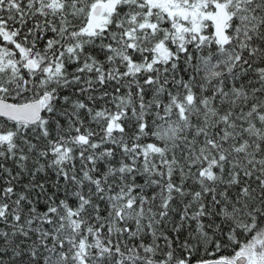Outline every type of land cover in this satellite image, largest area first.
Masks as SVG:
<instances>
[{"label": "snow or ice", "instance_id": "1", "mask_svg": "<svg viewBox=\"0 0 264 264\" xmlns=\"http://www.w3.org/2000/svg\"><path fill=\"white\" fill-rule=\"evenodd\" d=\"M0 264H264V0H0Z\"/></svg>", "mask_w": 264, "mask_h": 264}]
</instances>
